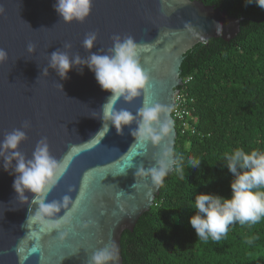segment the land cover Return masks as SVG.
I'll list each match as a JSON object with an SVG mask.
<instances>
[{
  "label": "water",
  "instance_id": "obj_1",
  "mask_svg": "<svg viewBox=\"0 0 264 264\" xmlns=\"http://www.w3.org/2000/svg\"><path fill=\"white\" fill-rule=\"evenodd\" d=\"M55 3L0 0L5 9L0 15V49L9 57L0 64V142L6 133L30 122L29 128L22 129L27 139L19 146L26 159H31L43 138L53 157H70L65 175L47 202L62 203L65 196L75 202L87 176L86 198L73 221L74 230L63 241L55 231L37 240L30 234L38 227L28 226V217L37 207L33 194L25 191V199L20 198L13 188L15 161L5 171L4 156H0V264H89L95 251L113 243L118 264H122V233L133 231L159 194L160 188L149 192L136 176L139 167L155 164L158 149L149 146L145 152L136 144L132 135L136 122L121 131L110 125L103 135L102 108L111 93L100 88L84 65L75 66L66 79L60 78L49 67V57L59 50L70 58L78 54L86 60L92 53H107L114 35L131 36L147 45L141 62L150 85L131 102L121 98L115 108L137 116L148 100L172 109L183 81L180 67L185 54L210 39L233 40L243 18L198 0H93L85 22L65 24L54 10ZM93 32L98 38L87 50L83 41ZM65 43L71 48L66 49ZM29 44L35 47L32 52ZM175 139L174 125V145ZM71 202L67 209L61 208L59 216L71 208ZM86 220L96 225L83 229L80 225Z\"/></svg>",
  "mask_w": 264,
  "mask_h": 264
},
{
  "label": "trees",
  "instance_id": "obj_2",
  "mask_svg": "<svg viewBox=\"0 0 264 264\" xmlns=\"http://www.w3.org/2000/svg\"><path fill=\"white\" fill-rule=\"evenodd\" d=\"M198 1L243 21L233 40L210 39L184 56L181 78L193 101L194 133L181 136L175 128L174 150L202 162L198 169L185 166V179L168 174L149 211L122 233V264H264V219L231 225L220 242L197 239L189 223L195 195L231 196L225 153L264 151V10L246 0ZM252 236L257 239L245 243Z\"/></svg>",
  "mask_w": 264,
  "mask_h": 264
},
{
  "label": "clouds",
  "instance_id": "obj_3",
  "mask_svg": "<svg viewBox=\"0 0 264 264\" xmlns=\"http://www.w3.org/2000/svg\"><path fill=\"white\" fill-rule=\"evenodd\" d=\"M252 3L264 10V0H246V4ZM92 4L93 0H56L53 7L65 24H71L85 22L90 16ZM4 11L5 9L0 7V15H3ZM97 38V33H88L83 47L91 50ZM112 40V47L107 53H92L86 60L81 59L78 54L70 58L66 51H55L49 57V67L55 70L60 78L66 79L75 66L84 65L94 73L100 88L111 93L102 108V118L105 121L103 135L110 125L121 131L136 122L137 127L132 132L136 144L145 152L149 146L158 149L154 156L155 164L148 168L141 166L136 172V176L149 192H152L163 186L170 172L175 171L180 179H185V166L198 169L202 160L189 157L185 161L182 156L177 157L175 154L174 120L170 116L169 107L145 100L137 113L138 120L137 116L128 110L115 108L116 102L121 98L131 102L141 93H145L150 85V76L141 62L142 55L148 50L147 45L137 43L131 36L122 38L114 35ZM64 47L70 49L71 44L65 43ZM34 49V45L29 44L28 51L32 52ZM8 59L7 52L0 49V64ZM147 60L145 57V62ZM80 71L82 73L83 68H80ZM44 73H47V68ZM29 127L30 122L26 121L22 128L5 134L0 142V156H4L5 171H8L13 160L15 161L13 188L20 198L25 199V191L33 194V203L37 207L35 213L28 217V226L36 225L38 231H33L30 235L38 240L41 234L55 231L59 240L63 241L74 230L73 221L86 198L89 177H85L75 202H71L68 196L63 198L62 203L47 202L48 194L65 175L70 157L62 160L53 157L47 138H43L37 143L31 159H26L19 151V146L27 139L26 132L22 129ZM224 159V166L233 176L230 183L231 196L200 193L190 202V208L195 214L189 218V223L197 239L204 242H220L227 236L229 227L235 223L252 226L264 219V151L245 152L243 148H236L231 153H225ZM132 166L133 164L129 165ZM70 202L71 208L63 216H59L61 208L67 209ZM95 225L96 221L86 220L80 226L87 229ZM256 239L255 236L248 237L245 243L252 244ZM118 261L116 246L113 243L95 251L89 264H118Z\"/></svg>",
  "mask_w": 264,
  "mask_h": 264
},
{
  "label": "built area",
  "instance_id": "obj_4",
  "mask_svg": "<svg viewBox=\"0 0 264 264\" xmlns=\"http://www.w3.org/2000/svg\"><path fill=\"white\" fill-rule=\"evenodd\" d=\"M187 82V80L182 81L181 87L174 96L173 107L170 113L171 118L174 120L175 128L178 129V132L181 136L187 135V133H194V129L191 128L190 125V121L192 119L191 104L193 101L192 99H189L185 91V85Z\"/></svg>",
  "mask_w": 264,
  "mask_h": 264
}]
</instances>
